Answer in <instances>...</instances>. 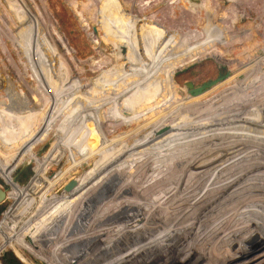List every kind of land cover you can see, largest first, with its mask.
I'll list each match as a JSON object with an SVG mask.
<instances>
[{
  "label": "rangeland",
  "instance_id": "1",
  "mask_svg": "<svg viewBox=\"0 0 264 264\" xmlns=\"http://www.w3.org/2000/svg\"><path fill=\"white\" fill-rule=\"evenodd\" d=\"M143 1L145 3L147 2L148 6L141 7L142 0H78L83 15L86 16L92 24V26L86 30L80 21L79 15L70 5L69 0H0V93L1 96L6 93L11 99H14L11 104L7 103L5 100L3 103L0 100V108L5 114L2 113L3 119L0 118V129L3 127V121H9L12 125L10 130L12 136H14L15 143H21L22 140L15 138V136H18L16 134H18L29 122V117L27 118L25 113L30 112V110L34 112L39 110L40 107H43V113H38L35 116V121L33 125L30 126L31 130H26L27 133L31 132L36 134L41 132L44 134V118L49 115L53 116L54 112L60 110L61 104L65 102L66 109L63 113L64 115L62 114L59 116L61 118H59L61 120L59 125L53 130L51 129L48 133L49 136L44 137L33 149L39 156H43V154H45L53 144H56L57 141L63 142V140L66 139L77 140L82 134L86 133L89 143L94 147L93 155L85 160L81 159L78 165L75 166V169L67 174L65 180L69 182L71 179H77L79 177L85 186L94 193L93 197L89 199V202L87 201L88 199L86 200L85 205L91 204L94 206L99 203L100 197L104 198L107 194H111L110 196L107 195L105 198V200H108V204H105V208H103L104 213H102L101 219L103 225L114 234L117 230L114 218L118 217L117 215H119L122 210H125L124 212L126 213L128 211L127 205L115 192L118 188L117 181L107 182L109 185L107 183L103 185L99 181L97 185H93L85 178V175H88L87 170L95 164H104L106 163L105 160L109 158L106 165H110L119 162L120 158L135 154L138 150L155 155V152L159 149L167 148L168 146L172 149L179 148V150L182 151H209L212 153L236 151L237 149L239 151H245L247 149L253 150L263 148V145H261L262 143H256V140L252 137L245 138L249 141H244V138L239 136L228 137L230 136V133L227 132H230L229 129H226L227 131H225L226 133L224 134L225 138L223 139L218 137L208 140L205 137H198L200 135L196 133L204 131V129H215L217 127L220 128L232 124V121H227L228 119L225 117L227 116L226 113H229L228 111H225L226 113L222 111L224 115L222 112L218 113V111H215L217 110L216 105L219 104V101L230 97V99H234L240 95V92L242 94L249 90V86L254 87L253 91H260L264 88V0H239L234 11H232L233 13L227 10V7L231 4V0H224V2L223 0H204L205 7L201 11L191 10L184 0ZM174 1H177L175 6H173ZM43 3H45L44 5L48 7L54 17L56 27L64 34L68 44L75 50V53L72 50V55H65L61 46L50 34L49 25L46 26L49 22H47L42 15ZM113 3L115 5H124L127 9L132 8L137 12V16L128 15L123 11H112L111 7L114 5ZM242 13L246 14L244 20H242L240 16ZM228 19L230 20L228 21ZM231 20L233 21L230 22ZM127 21V24L131 23L136 26H125ZM151 35L152 38L158 40L157 50L169 54L165 55L164 53V56L168 57V59H170V54H173L172 52L175 53L176 50L182 53L185 52V50L189 51L190 49L193 50L205 44L209 46L213 43L220 48V50L210 54L208 57L189 64L181 69L182 71L179 73L176 71L172 74L177 83L176 100L178 101H175L176 103L166 102L163 94H157L151 99L147 96V86L153 83L154 79L145 82L146 76L143 74V70H151L152 68L153 70L149 71L152 75L167 77V72L157 69L162 64L161 60H158L159 58H154L152 54L148 52V48H146L148 47V43H146L144 39L150 38ZM142 36L144 38L143 40L141 38ZM168 39H170V41ZM166 40H168V43H166ZM169 42L175 43H172L173 45L171 46L168 45ZM155 51L153 50V52ZM139 55L147 56V58H149V64L150 61L153 60H155L156 63L150 64L152 67L141 65V67H138L136 65L137 63L133 61L137 59L136 56L138 57ZM90 59L97 61L96 63L98 65L96 63L92 64ZM226 59L232 60L233 63L227 64ZM6 65L9 66L8 71H5L4 67ZM134 65L135 67L133 68ZM111 66H113L112 70L110 69ZM253 67L254 69L256 68V70H253ZM108 69L111 70L110 74L106 73ZM228 69L232 70L231 74L210 89L204 91L211 92H209L205 98L197 103L189 99V97L193 95L190 94L186 86L187 82L190 81L193 82L195 86H199L210 79H215L219 75H225ZM121 71L127 74L123 77L117 76L115 78V81L120 84L117 88L115 87V90L109 93L105 85L114 79L115 73L118 75ZM155 71H158V74H154ZM39 86H42L41 89H44L46 93H43L37 102L34 99H31V103L23 101L22 99L17 100L19 94L40 89L38 88ZM129 91L130 93H128ZM133 92H135V94H133ZM126 93L128 94L125 95ZM262 93H264V91ZM262 93H259L258 96H254V99L251 101L254 105L250 102L252 107L249 106L247 109H244V116L239 113L240 115L238 118L241 119H236L234 122L238 121L237 123L241 126H245L246 124V129H244V131L249 130L252 136H262L261 138H264V94ZM130 94H132L131 98H126ZM29 97L32 98L33 94H30ZM180 100L183 102L184 107L178 103ZM121 101L124 102L122 105L129 108L131 111H133V101H135L137 102V108L130 113V120L113 128L111 123L116 121L108 120L106 118V113L110 107H116ZM215 101L216 104L211 103ZM157 104H160L159 107ZM213 106H215V109L212 108ZM185 107L188 108L185 110ZM205 107H208L209 110L207 109L205 111ZM202 108L204 111L199 113V111H202ZM85 109L89 110L87 113L90 118L89 121L96 122V133L101 140L98 144L96 139L91 135L90 129L82 124L81 121H75L78 111ZM247 110H250L248 112L251 113V116L247 113ZM185 112H187V114H185ZM204 112L208 116L210 113H214L209 117L212 118L213 115H215V118L213 117L212 120L209 117H205ZM216 113L219 115H217L218 118L216 117ZM225 118L227 119L225 123L224 121H219V119L225 120ZM196 119L202 123H198ZM13 120H15V122L18 120V122L15 123ZM214 120L221 123L217 124ZM243 120L245 121L243 122ZM194 121L196 123H192ZM100 122H102L103 125ZM257 122L262 123L263 125L260 124L262 127ZM222 123L223 125L221 126L220 124ZM252 123L258 124V126ZM74 125L76 126L74 127ZM255 126L260 127L255 128ZM196 129H198V131H195ZM252 129L254 131H252ZM239 130L242 131V129ZM155 134L157 136L159 135L158 137L160 138H156L147 146L139 145ZM163 136H165L166 139H163ZM23 137L27 138L25 135H23ZM169 137H171L170 141H168ZM211 140L214 141L212 142ZM2 142L3 140L0 139L1 148L2 145H4ZM212 143L214 144L211 146ZM251 144L255 148L252 147ZM2 149L5 155H11L15 150V148L6 147ZM154 155L152 157H154ZM180 156V154H164L162 157L165 163L169 165L172 162L178 163ZM13 157L14 160L11 165L0 170V184L6 186L4 182L6 181L11 185V198H8L5 202L0 204V222L4 217V213L10 205L14 203V198L24 192L25 187L28 185L27 183L33 180L35 176L36 180L42 183L43 186H46L50 191L57 207V201H60L61 207H64V203H62L59 196H56L54 199L53 193H55V190L52 184L47 183V180L51 178L49 175L59 171L56 175L52 176L53 178L57 177L62 169L69 165L67 164L69 163L67 156L64 157L59 164L50 167L48 171L40 173H38L40 167L35 168V163L29 157L24 155H13ZM152 157H149L150 159L148 158V160H151ZM126 168L127 167L121 169L122 174L124 173V177L126 173L127 175L129 174ZM152 171L154 173L160 172L159 175L162 176L163 172H161L159 168H155V170L153 169ZM149 174L150 173L147 174V178L153 177L149 176ZM13 177H15L19 183L14 181ZM147 178L144 179L145 182H147ZM144 181L141 179L138 185L144 183ZM64 185L57 186L56 191L61 192L64 189ZM138 185H134L133 183L130 189V193L135 196L137 192L133 193V190L137 191L135 188H138ZM102 188H105L104 193H102ZM98 193L99 198L95 197ZM32 200L33 196L29 191L25 192L24 197L19 201L15 210L24 209L30 212V215H36L39 210ZM112 203L117 205L118 210L115 211ZM34 207L36 210L33 209ZM56 208H54V210ZM148 209L153 211L152 208ZM78 219L83 218L80 216L76 219L73 218L68 225L70 226V224H72L73 226V231H71L73 236H75L74 228L78 227ZM55 228L56 226L47 227V231L43 232L44 236L42 234L41 243L44 242V247H50V242L45 234L56 232ZM137 232L139 233L138 227L134 231L131 230L129 234H118V240L124 242L120 249H123L126 255L134 256V253L139 251L140 248L151 251L149 248L151 247L150 239L148 237H143V239L140 237L137 241L133 238L138 234ZM77 237H81L80 240L83 244L84 240L82 241V239H84V230H82V232L80 231ZM5 240L7 241L5 237H0V244H4L9 248L8 245H10V243L7 241L9 243L7 245ZM36 245L38 246V244ZM82 246L86 249L90 259L93 260L85 244L80 247L83 248ZM36 247L34 248V253L38 257L36 258L38 264H50L48 260H51V264H60V259L58 257H55V259L54 257L51 258L49 252L46 254L48 260L45 261L42 255L36 251ZM10 248L0 254V262L2 264H4L2 258L5 254L8 253L13 257L17 256ZM67 248L62 249L61 252L70 254L72 249L71 247ZM72 260L75 263H80V261H82L80 258L78 259V257H72ZM67 263L68 262L65 261L63 264Z\"/></svg>",
  "mask_w": 264,
  "mask_h": 264
},
{
  "label": "bare ground",
  "instance_id": "2",
  "mask_svg": "<svg viewBox=\"0 0 264 264\" xmlns=\"http://www.w3.org/2000/svg\"><path fill=\"white\" fill-rule=\"evenodd\" d=\"M238 1L239 0H231V4H229L227 10H230V12L233 13L232 11H234ZM69 2L79 15L80 21L82 22L84 28L86 30L89 29L92 24L88 18L83 15L82 9L79 7L78 0H69ZM176 3L177 1H174L173 6H175ZM44 4L45 3L42 5V15L45 20L49 22V24L46 26L49 25L50 34L61 46L65 55H72L73 51L68 44L66 37L56 27L54 17L52 16L48 7ZM147 4V2L145 3L142 0L141 7L148 6ZM229 20L230 19H228V21ZM127 23L128 21L126 22L125 26H136L135 24L132 25L131 23ZM93 29L94 28L92 27V30ZM141 38L142 40L144 39L143 36ZM168 40L170 41V39ZM168 40H166V43H168ZM144 41L148 43V47H146L149 50L148 52H150L154 58H159L158 60H161L162 62L161 66H159L157 69L167 72L166 77L152 75L151 72H149L153 70L152 68L151 70H143V74L146 76L145 82L150 79H154L153 83L147 86V96L149 99H151L157 94H163L165 96L166 102L178 101L176 100L177 83L172 76L173 73L220 50V48L214 43L209 46L205 44L204 46H200L193 50H185V52L182 53L176 50L175 53L172 52L173 54H170V59H168V57L164 56V53L165 55L169 54L164 51L161 52L160 50H157L158 40L152 38V35L150 38H145ZM172 43L169 42L168 45L172 46ZM153 50L156 51L153 52ZM136 58L138 60V63L136 64L138 67L150 66V64L156 63V61L153 60L150 61L149 64V58H147L145 55H139L138 57L136 56ZM90 60L92 64L97 62L93 59ZM226 63L231 64L233 62L232 60L226 59ZM112 67L113 66L110 68L111 70ZM134 67L135 65L133 68ZM110 69H108L106 73L110 74ZM253 70H256V68L254 69L253 67ZM126 74L127 73L122 71L118 75L115 73L114 79L105 85L107 87H105L107 91L110 93L112 90H115V87L117 88L120 84L119 82L115 81V78L117 76L123 77ZM154 74H158V71H155ZM38 88L40 89H35L29 93L20 92L21 94L17 96V100L22 99L23 101L31 103V99H34L37 102L38 99H40L39 97L43 95V93H46L44 89H41L42 86H39ZM253 89V86H249V90L243 92L242 94L240 92L238 97L234 99H230L231 97L224 98L218 102V105H216L217 110L215 111H218V113L222 111L224 113H226L225 111L229 112L226 113L227 116H225L228 120L225 118V120L219 119V121H224V123L226 120L232 121L231 123L234 125L231 124L232 126L227 125L209 130L204 129V131L198 132L196 134L200 135L198 137H205L208 140L218 137L223 139L225 138L224 134L226 133L225 131H227L226 129H229L230 132H227L230 133V136L228 137L239 136L244 138V141L248 140L245 138L252 137L256 140V143H262L261 145H263V148L261 149H247L245 151H239L237 149L238 151L212 153L209 151H182L179 150V148L172 149L170 146H168L167 148H161L155 152V155L153 154L154 157H152L153 155L151 154H147L141 150H138L135 154L128 155L125 158H120L119 162L106 165V163L109 161L108 158L105 160L106 163H98L97 165L95 164L87 170L88 175H85V178L88 179L90 184L97 185L99 181L103 185L109 181L118 182V188L115 190V192L127 205L128 211L125 213V210H122L121 213L117 215L118 217L114 218L115 226L117 228L115 234L103 225L101 219V215L104 213L103 208H105V204H108V200H105V198L107 195L110 196L111 194H107L105 197L103 195L104 198L100 197L101 199L98 201L99 203L94 206L91 204L85 205L86 200L88 199L87 201L89 202V199L93 197L94 193L85 186L79 177L77 178V185L72 190L66 191L63 189L61 192L56 191L57 186L68 183L65 180L67 174L75 169V166L78 165L81 159L85 160L86 158H89L93 155L94 147L89 143L86 133L82 134L77 140L66 139L63 140V142L57 141L56 144H53L52 147L45 154H43V156H39L33 149L34 146L44 137L49 136L48 133L51 129L53 130L57 125H59L61 122V118L59 116H61L66 109L65 102L61 104L60 110L54 112L53 116L49 115L44 118V134L41 132L36 134L31 132L27 133L28 129L31 130L30 126L33 125L35 116L38 113H43V107H40L39 110L34 112H31V110L30 112H26L25 114L27 118L29 117V122L25 127L22 128V130L19 131V133H21L22 136H27V138H25V142L33 152L32 161L35 163V168L40 167L38 173L48 171L50 167L59 164L61 160L67 156L69 162L67 164L69 165L63 168L57 177H51L47 180V183L52 184L55 190V193H53L54 199L56 196H59L60 200H62V203H64V207H61L60 201H57V207L53 201L50 191L46 188V186H43L42 183L36 180L35 176V178L31 180L25 187L24 192L14 198V203L10 205V207L4 213V217L0 222V237H5L7 239V241L10 243L9 246L12 247V249L10 247L9 248L20 258L24 264H31L28 259L16 248V246H14L5 233V230L8 229V220L11 218L19 201L24 197V193L29 191V193L35 195L39 201H44V204L45 199H47V205L53 209V212H51L50 207L45 204L48 212H51L48 215L47 225L53 224L51 226H56V232L61 235V237L52 234L49 235L48 233L46 238L50 242L49 246L55 249V251H57L62 256V263L67 261V264H264V138H261L262 136H252L249 130L244 131V129H246V124L245 126H241L239 123H237L238 121L234 122L236 119H239V113L243 114L244 116V109H247L249 106L252 107L250 102L252 99H254V96H258L259 93L264 91V88L260 91H253ZM130 91L128 93H130ZM209 92L210 91H207L196 96L193 95L189 97V99L197 103L201 99L205 98ZM30 94H33L32 98L29 97ZM133 94H135V92H133ZM131 96L132 94L128 95L126 98H131ZM0 100L3 103L5 100L10 104L14 101V99H11L6 93L2 96L0 93ZM133 102L134 111L137 108V102ZM178 103L182 106L184 105L181 100ZM211 103L216 104V101ZM122 104H124L123 101L119 102L116 107H110L108 112L106 111V118L110 121H116L111 123L113 128L131 119L130 113L133 111ZM157 105L159 107L160 104ZM214 107L215 106L212 108ZM187 108L185 107V110ZM205 108L204 110L206 111L208 107L206 109ZM204 110L202 108V111H199V113H202ZM88 111L89 110L87 109L78 111L75 121L79 120L82 122V124L86 125L90 129L92 133L91 135L96 139L98 144V142L100 143L101 140L96 133V122L89 121L90 118L87 115ZM248 111L250 110H247V113H249ZM218 113H216L217 118L219 116ZM185 114H187V112H185ZM212 114L210 113L209 116L211 117ZM250 114L251 113H249V115ZM204 116L209 117L206 115V113ZM214 116L215 115H213V117ZM245 120H243V122ZM13 122H15V120H13ZM197 122L199 123L201 121ZM243 122L241 123L244 124ZM100 123L103 125L102 122ZM192 123L196 122L194 121ZM216 123L218 124L221 122ZM258 124L260 125L262 123ZM258 124L253 125L258 126ZM220 125L222 126L223 123ZM75 126L76 125H74V127ZM256 126L255 128H259L261 125L259 127ZM239 129H242V131ZM195 131H198V129ZM252 131L254 130L252 129ZM158 136L155 134L153 137L140 143L139 145L147 146L151 144V142H153L156 138H160ZM163 139H166L165 136H163ZM170 139L171 137H169L168 141H170ZM213 144L214 143H212L211 146ZM164 154H180L181 156L180 160H178V163L172 162L171 164L167 165L162 157ZM149 157H152V159L148 160ZM124 167H127L126 169L129 172L128 175L126 173L125 177L123 175L124 173L122 174L121 171V169H124ZM151 168L152 170L159 168L161 172H163L162 176L159 175L160 172L154 173ZM148 173H150L149 176L153 177L147 178ZM145 178H147V182L144 181ZM141 179L144 181V183L138 185V182H140ZM133 183L134 185H138V188H135L137 191L133 190V193L137 192L136 196L130 193ZM102 189V193H104L105 188ZM95 197L99 198V193ZM112 205H114L115 211L118 210L116 204L112 203ZM54 208L56 209L54 210ZM148 208H152L153 211H150ZM79 216L83 219H78V227L74 228L75 236H73L71 233V231H73V226L72 224L68 226L67 223L71 222L73 218L76 219ZM137 227L139 228V233L137 232L138 234L133 238L137 241L140 239V237H142V239L143 237H148L150 239L151 247L149 248L151 251H147L145 248H140L139 251L134 253V256H129L128 254L126 255L124 253L123 249H120L124 242L118 240V234H129L131 230L134 231ZM82 230H84V239H82V241L84 240L83 244H85L91 253L93 260L90 259L84 246H82L83 248L80 247L83 244L80 240L81 237L78 238L77 235L80 231L82 232ZM44 231H46V228L42 230V232ZM67 247H71L72 252H70V254H65L64 252L62 253V249ZM39 249L43 253H45L46 250L48 251V249L46 248L45 250V247L43 246H40ZM68 256L78 257V259L80 258L82 261H80V263L72 262ZM0 264L2 263L0 262Z\"/></svg>",
  "mask_w": 264,
  "mask_h": 264
},
{
  "label": "trees",
  "instance_id": "3",
  "mask_svg": "<svg viewBox=\"0 0 264 264\" xmlns=\"http://www.w3.org/2000/svg\"><path fill=\"white\" fill-rule=\"evenodd\" d=\"M2 113L4 114L3 110L0 108V118L3 117ZM11 127L12 125L9 123V121L7 122L3 121V127L0 129V139L3 140L2 143L4 144L2 145V148H5V147L15 148L13 154L5 155L3 152V149L0 147V170L7 168L11 165L12 161L14 160L13 155H18V156L24 155V156L29 157L31 160H33V152L31 151L29 146L26 144L25 138L19 132L18 134H16L18 136H15V138L21 139L22 142L15 143L14 136H12V133L10 130ZM30 194L33 196L32 201L35 202V206L39 210L38 213L36 215H30L29 214L30 212L25 211L24 209L15 210L11 218L7 222L8 229L5 230V233L10 239V241L19 249V251L28 259V261L31 264H38L36 260V258L38 257L34 253V248L37 246L36 244H38V246L36 247L37 248L36 251H38L42 255L45 261L48 260L46 254L49 252L50 253L49 256H51V258L54 257L55 259V257H58L61 261L60 264H63L62 256L57 251H55V249L49 247L47 248L48 249L47 251L45 247V250H46L45 253H43L39 249L40 246H43V243H41V236L43 234L42 230L46 228V231H47V227L49 228L51 227V225H53V224L49 226L47 225L48 215L51 212H53V209L52 207L47 205V199H45V204L50 207V211H51V212H48V209L46 205L44 204V201H39L35 195H33L32 193ZM33 209H35V207ZM0 214H1V210H0ZM67 225H69V222L67 223ZM50 234L61 237V235H59L57 232H50L49 235ZM45 235H48V233ZM7 249L9 248L6 247L4 244H0V254L3 251H6ZM68 257L72 262H74L72 260V257L70 256ZM2 260L4 264H22L23 263L17 256L13 257L12 255H9L8 253L3 256ZM48 261L51 264L50 262L51 260H48Z\"/></svg>",
  "mask_w": 264,
  "mask_h": 264
},
{
  "label": "water",
  "instance_id": "4",
  "mask_svg": "<svg viewBox=\"0 0 264 264\" xmlns=\"http://www.w3.org/2000/svg\"><path fill=\"white\" fill-rule=\"evenodd\" d=\"M184 1L187 2L188 7L191 10H193V11H199V10L201 11L205 7L204 0H184ZM226 1H228V0H226ZM111 10L112 11H115V10L116 11H123V12L127 13L128 15H132V16H135V17L137 16V12L136 11H134L132 8L131 9H127L126 7H124V5H121V4L120 5H115V4L112 5ZM241 19L242 20L245 19V14L244 13L241 14ZM70 47H71V49L75 53V50L73 49V47L71 45H70ZM133 62L134 63H138V60L137 59H134ZM4 68H5V71H8L9 70V66L8 65H6ZM180 71H182V70H179L177 73H179ZM231 72H232V70L231 69H228L225 75H219L215 79H210V80L202 83L199 86H195L193 82H190L189 81V82L186 83V86L188 87L189 92L192 95H195L196 96V95L201 94L202 92L210 89L211 87H213L214 85H216L218 82H220L223 79H225L226 77H228L231 74ZM58 172L59 171L54 172V173H52L49 176L52 177V176L56 175ZM13 180L16 181V182H18V180L15 177H13ZM4 182H5V185L6 186H3V185L0 184V204L3 203V202H5L8 198H11V195H10L11 185L9 183H7L6 181H4ZM29 182L27 184H29ZM76 185H77V179L76 178L75 179H71L67 184L64 185V190L70 191Z\"/></svg>",
  "mask_w": 264,
  "mask_h": 264
}]
</instances>
